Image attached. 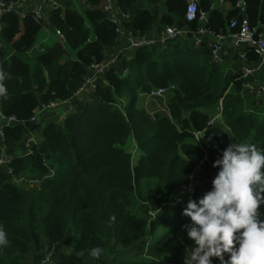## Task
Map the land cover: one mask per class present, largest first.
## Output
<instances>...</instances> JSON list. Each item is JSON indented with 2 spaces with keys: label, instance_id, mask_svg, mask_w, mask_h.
Wrapping results in <instances>:
<instances>
[{
  "label": "trees",
  "instance_id": "obj_1",
  "mask_svg": "<svg viewBox=\"0 0 264 264\" xmlns=\"http://www.w3.org/2000/svg\"><path fill=\"white\" fill-rule=\"evenodd\" d=\"M74 2L46 11L51 30L64 41L43 48L33 62L22 58L37 45L43 26L29 13L7 14L0 32V69L7 73V95L2 111L21 124L1 125L2 139L14 175L29 172L40 187H18L0 168V224L10 245L0 252V264H28L32 253L50 252L73 229L76 242L70 253H60L52 264H184L186 249L194 242L183 215L190 200L198 201L212 188L219 169L214 162L231 143L254 144L264 149V97L247 88L252 77L214 63L211 51L167 42L141 49L130 60L119 58L101 79L96 102H86L63 123L52 122L43 139L28 155L17 156L16 145L34 132L31 122L42 104L72 99L84 85L90 66L105 62L118 39V26L103 6L105 0ZM200 0L198 19L185 22L187 0H119L126 23L135 36L152 34L159 6L165 5L163 27L204 26L212 33L228 34L231 22L242 18L240 0ZM149 5H155V8ZM253 27L264 24V0H246ZM5 46L12 51L7 54ZM246 59L257 63L254 50ZM260 78V77H259ZM175 86L166 99H149L152 91ZM124 95L130 100L123 108ZM223 104L226 129L209 125L208 110ZM202 133L199 145L193 133ZM135 142V163L127 150ZM198 166L195 195L178 207H166L180 188L188 185ZM264 195V194H262ZM162 209V210H161ZM258 211L264 214V204ZM152 214H155L152 217ZM101 247L93 261L88 250ZM83 253V255H80ZM227 259V254L225 255ZM213 264H220L213 258Z\"/></svg>",
  "mask_w": 264,
  "mask_h": 264
},
{
  "label": "clouds",
  "instance_id": "obj_2",
  "mask_svg": "<svg viewBox=\"0 0 264 264\" xmlns=\"http://www.w3.org/2000/svg\"><path fill=\"white\" fill-rule=\"evenodd\" d=\"M6 79L0 69V97L7 95ZM213 167L219 171L211 190L190 200L183 211L191 221L185 226L187 237L194 242L186 249L184 264H213V258L220 264H264V214L258 211L264 204V149L231 143ZM9 245L0 224V252ZM103 254L99 246L88 250L93 261Z\"/></svg>",
  "mask_w": 264,
  "mask_h": 264
},
{
  "label": "built area",
  "instance_id": "obj_3",
  "mask_svg": "<svg viewBox=\"0 0 264 264\" xmlns=\"http://www.w3.org/2000/svg\"><path fill=\"white\" fill-rule=\"evenodd\" d=\"M66 2H74L78 8L86 9L88 7L87 0H65ZM219 4H225L223 0H217ZM41 2V5L38 4L35 10L25 9L22 7V4H32ZM65 2V3H66ZM119 0H105L103 6L105 12L108 14V17L111 21L119 25V19L122 17L125 23L130 21L131 15L125 14L122 12L119 6ZM52 3V8L49 11H54L62 7L65 8V3H62L60 0H0V32L4 28V19L7 14L15 13L20 15L22 18L26 17L29 13H32L33 18L43 26L46 32L51 33L54 38L58 41H64V35L59 30H50L47 26L48 18L46 12L44 11L45 5L48 6ZM200 0H187V9L185 13V22L194 23L198 19L201 21L207 22V17L204 13H200ZM216 5V3H215ZM238 6L241 9L242 18L240 20L234 19L231 22V30H237L235 32H230L228 34H214L209 29H205L204 26L199 28L196 32H192L193 39L198 48L206 47L211 51L212 60L214 63L223 64L224 63V43L226 41L232 40L237 45L247 46L245 57H247V51L254 50L255 53L259 56V61L253 65L252 68H245L242 70L243 78L254 77L256 74L259 81L257 84L250 82L247 85V88L255 93L257 96L264 97V24L259 28L253 27L250 23V20L247 16L246 10V0H240ZM120 14V16L118 15ZM119 29V26H118ZM191 33L190 28L181 29L177 26H166L163 30L159 31L157 35L154 33L146 36H135L131 29H128V39H129V49L132 52L141 49H151L154 47H159L166 44L167 42H177L182 39L184 36H188ZM214 37V40L211 41L209 38ZM118 58L114 59L108 63L95 64L90 66V73L86 78L84 85L80 88L78 93L74 96L81 94H93L95 95L97 88L99 86L100 80L114 65ZM175 90V86H170L167 88H160L158 90L152 91L150 93V99L154 98H163L166 99L167 96ZM73 97V98H74ZM72 98V99H73ZM72 99L67 101H55L49 104H42L38 109L41 111H50L56 109L60 104L70 102ZM91 102V101H87ZM86 103V102H85ZM83 105V104H82ZM81 108V107H80ZM79 110V109H78ZM78 110L74 111L72 114L76 113ZM37 112V111H36ZM71 115V114H70ZM223 117V104L220 102L219 110L215 116L211 117L209 125L221 124ZM6 118V117H5ZM36 118L34 117L31 122ZM30 122L24 123L27 125ZM21 124L16 118H6L5 124L3 125H13ZM1 137L2 129H0ZM193 137L199 145H203L202 133H193ZM3 140V139H2ZM34 140L29 139V145L33 144ZM225 150V149H224ZM223 150V151H224ZM8 149L5 145H0V168L2 172H5L10 178L14 179V170L10 167V158L7 153ZM203 167L198 166L194 171V176L192 177L191 182L188 185H184L180 188L178 193L173 197V199L163 206V209L166 207H178L183 203L189 201L197 190L198 178L203 172ZM162 210V209H161ZM155 215V214H152ZM53 260L50 256H47L41 264H52Z\"/></svg>",
  "mask_w": 264,
  "mask_h": 264
},
{
  "label": "crops",
  "instance_id": "obj_4",
  "mask_svg": "<svg viewBox=\"0 0 264 264\" xmlns=\"http://www.w3.org/2000/svg\"><path fill=\"white\" fill-rule=\"evenodd\" d=\"M62 3H65V0H60ZM67 3V2H66ZM38 4L41 5V2H37V3H32V4H22V7L25 9H30V10H35L36 7L38 6ZM217 6H223L228 8L229 6L227 4H218L216 2ZM150 7L155 8V5H149ZM52 8V3L48 6L47 4L45 5L44 11H49ZM159 15H158V20L156 22V28L154 30V35H157L159 31L163 30V14L166 11V6L165 5H160L159 7ZM120 16V14H118ZM49 22H47V26L48 28L51 30V28L49 27ZM119 29H118V39L117 42L115 44L114 47L109 48L106 52L105 55V62L104 63H108L110 59H112V61L116 58H124L127 60H130L133 57V53L130 49H129V39H128V28L126 26V23L124 21V19H122V17H120L119 19ZM48 37H52V32L51 33H47ZM211 41L214 40V37H210L209 38ZM178 45H185V46H189V47H196L195 41L192 38H188L186 36H184L182 39H180L179 41L176 42ZM7 54L11 55L12 51L9 47L5 46ZM202 49V48H200ZM248 49L247 46H242V45H237L235 42H233L232 40L230 41H226L224 43V63L226 65V70H237V71H241L247 67L252 68L253 65H255V63L253 62H249L246 57L244 56L246 53V50ZM43 50L42 46H36V48L28 53L29 56L34 60L35 57L39 54V52H41ZM27 54V55H28ZM30 61V60H29ZM31 62V61H30ZM259 74H256L251 80L254 84H257L259 81ZM101 80L100 83L101 84ZM103 86H109L108 83L103 82L102 83ZM123 101L125 102V100H127V103L125 102V104H128L130 97L129 95H124L123 96ZM125 99V100H124ZM87 101H91V102H96L95 96L93 94H81L78 95L76 97H74L70 102L64 103L62 104L63 107H61L59 109V111H41V110H37V112L35 113V120L33 122H30V124H32L33 127V131L31 134H29L28 136H26L21 143L16 145V152L15 154L17 156H24V155H28L32 152V148L34 145L40 143L42 141V135H43V131L44 128L52 123V122H57L59 123V121L62 120H66V118L72 114L74 111L80 109L81 105L84 104ZM2 103H3V97H0V109H2ZM219 110V109H218ZM218 112V111H217ZM214 110H208V113L210 114V117L215 116V114L217 113ZM58 120V121H57ZM221 125L226 129L227 124H226V120L224 117H222L221 120ZM33 139L34 142L33 144L29 145L28 141L29 139ZM4 142L2 140L1 137V133H0V145H3ZM13 182L15 183V185H17L18 187L21 188H25V189H31V188H38L40 187V182L38 180H36L29 172H24L21 175L16 176L13 179ZM76 242V236L75 233L73 231V229L70 231V233L68 234L66 240L61 243L60 245H58L57 247L55 246L53 248L52 251L50 252H43V253H32L30 256V259L28 261V264H41L42 261L47 257L50 256L53 260V262H55L60 253H70Z\"/></svg>",
  "mask_w": 264,
  "mask_h": 264
},
{
  "label": "rangeland",
  "instance_id": "obj_5",
  "mask_svg": "<svg viewBox=\"0 0 264 264\" xmlns=\"http://www.w3.org/2000/svg\"><path fill=\"white\" fill-rule=\"evenodd\" d=\"M218 3V1L216 0L215 3ZM219 4V3H218ZM80 9V8H79ZM48 32H46V30L44 28H42V31L40 33V36H39V39H38V42H37V45L36 46H42L43 48L47 47V46H50L52 45L55 41H56V38H54L53 36L52 37H48ZM36 46L34 47V49L36 48ZM33 49V50H34ZM22 58L26 61L30 60L31 62H33V59L28 55H23ZM109 62L112 61V59L108 60ZM118 61V60H117ZM117 61L114 63V65H116ZM113 65V66H114ZM125 100V99H124ZM125 102L127 103V100H125ZM125 102L123 101V99H121L120 101V107L123 108L126 104ZM63 107L62 104H60V106H58L56 109L52 110L53 112L54 111H59V109ZM58 121V120H57ZM65 120H62V121H59V123H63ZM127 150L132 153L133 155V160L134 162L136 163L138 161V158H139V155H138V152H137V149L135 147V142L132 141L130 139L129 143L127 144ZM155 215H152V217H154ZM74 246V244H73Z\"/></svg>",
  "mask_w": 264,
  "mask_h": 264
},
{
  "label": "water",
  "instance_id": "obj_6",
  "mask_svg": "<svg viewBox=\"0 0 264 264\" xmlns=\"http://www.w3.org/2000/svg\"><path fill=\"white\" fill-rule=\"evenodd\" d=\"M5 121H6L5 115L2 109H0V126L5 124ZM27 126H29L33 130L32 124L28 123Z\"/></svg>",
  "mask_w": 264,
  "mask_h": 264
},
{
  "label": "bare ground",
  "instance_id": "obj_7",
  "mask_svg": "<svg viewBox=\"0 0 264 264\" xmlns=\"http://www.w3.org/2000/svg\"><path fill=\"white\" fill-rule=\"evenodd\" d=\"M149 99H150V94H149Z\"/></svg>",
  "mask_w": 264,
  "mask_h": 264
}]
</instances>
